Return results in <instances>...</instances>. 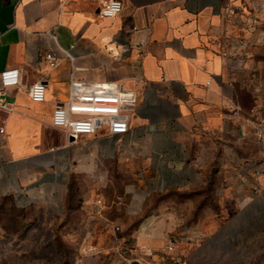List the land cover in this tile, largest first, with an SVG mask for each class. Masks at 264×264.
Listing matches in <instances>:
<instances>
[{"label": "crops", "instance_id": "obj_1", "mask_svg": "<svg viewBox=\"0 0 264 264\" xmlns=\"http://www.w3.org/2000/svg\"><path fill=\"white\" fill-rule=\"evenodd\" d=\"M103 1L0 0V75L19 72L5 88L12 110H0V198L46 219L0 243V264H56V236L71 264L102 253L130 264H264L252 139L263 116L246 0H120L116 16L100 17ZM72 68L134 93L126 134L73 138L52 126ZM39 80L36 103L28 88ZM213 178L221 207L231 204L219 222L207 205Z\"/></svg>", "mask_w": 264, "mask_h": 264}, {"label": "built area", "instance_id": "obj_2", "mask_svg": "<svg viewBox=\"0 0 264 264\" xmlns=\"http://www.w3.org/2000/svg\"><path fill=\"white\" fill-rule=\"evenodd\" d=\"M121 8L120 0H105L101 3L98 14L100 17H113L121 11ZM230 12L236 13L234 8ZM223 55H226V52ZM44 59L50 66L56 63V58L51 53H47ZM18 83V69H8L1 73L0 110L4 112L12 110L11 104L5 99V88ZM45 94L46 86L41 80L33 82L28 88L29 98L33 102H44ZM134 106L135 95L131 90L116 83H95L79 78L75 74V69L72 68L68 98L64 103L54 107L51 124L73 138L92 135L101 129H105L108 135L120 136L128 132ZM0 133H3V128H0ZM261 187L264 189V182ZM96 203L100 204L101 200H96ZM114 229L118 230V227ZM123 242L126 248H132L129 238L124 239Z\"/></svg>", "mask_w": 264, "mask_h": 264}, {"label": "rangeland", "instance_id": "obj_3", "mask_svg": "<svg viewBox=\"0 0 264 264\" xmlns=\"http://www.w3.org/2000/svg\"><path fill=\"white\" fill-rule=\"evenodd\" d=\"M245 7H247V14L251 16L246 26L248 36L246 37L244 44L249 46L251 52L255 59L257 67V74L259 77V85L261 87L260 100L256 105V111L263 116L260 121L261 129L256 131L253 135V140L256 144L257 150V160L256 164L259 168L264 170V0H246ZM249 28V29H247ZM257 114L251 116V121L258 123L259 120L256 119ZM254 150L251 147V151ZM215 177V175H214ZM208 187L206 188L207 205L211 207L210 214L212 215L213 222H219L225 215L230 211L231 204L228 203L227 210H224V205H220V195L216 194V182L215 178L209 180ZM181 199H186L188 195H179ZM229 208V209H228ZM226 209V208H225ZM209 212H207V215ZM260 217L264 216V211L261 209L259 212ZM48 219V218H47ZM46 219L40 216L36 211H23L15 208L9 199L0 198V234L4 236L0 243L4 244L9 241L10 237L17 240L24 239L28 232L33 228L37 222H45ZM49 220H47L48 222ZM55 222V221H54ZM37 235H42L43 241L48 246L49 239L48 235L45 236L44 227L38 226ZM54 246V251L50 252L51 259L56 264H71L70 257L72 256V249L70 247L64 246V244L59 239V236L54 237L51 241ZM84 264H130L129 261L125 260L124 257L118 255L114 256L110 253H102L101 255L87 259Z\"/></svg>", "mask_w": 264, "mask_h": 264}, {"label": "trees", "instance_id": "obj_4", "mask_svg": "<svg viewBox=\"0 0 264 264\" xmlns=\"http://www.w3.org/2000/svg\"><path fill=\"white\" fill-rule=\"evenodd\" d=\"M209 185V184H208ZM20 210V209H19ZM23 211H25V210H23Z\"/></svg>", "mask_w": 264, "mask_h": 264}]
</instances>
